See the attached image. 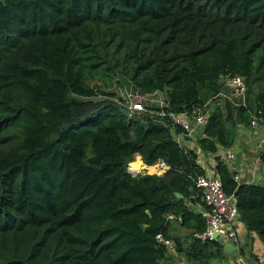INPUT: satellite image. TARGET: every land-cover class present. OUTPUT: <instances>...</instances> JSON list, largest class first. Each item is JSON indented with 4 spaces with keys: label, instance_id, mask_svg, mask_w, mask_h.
I'll use <instances>...</instances> for the list:
<instances>
[{
    "label": "trees",
    "instance_id": "obj_1",
    "mask_svg": "<svg viewBox=\"0 0 264 264\" xmlns=\"http://www.w3.org/2000/svg\"><path fill=\"white\" fill-rule=\"evenodd\" d=\"M235 76L246 107L214 100L195 144L215 154L224 192L264 244V181L236 180L217 155L232 144L229 120L264 123V88L249 101L264 83V0H0V264H161L158 234L190 263L225 257L220 241L197 237L205 219L188 202L204 207L193 181L204 168L177 142L180 127L93 103L113 94L89 83L122 77L183 114ZM135 154L170 169L133 175ZM169 216L184 234L170 233Z\"/></svg>",
    "mask_w": 264,
    "mask_h": 264
},
{
    "label": "built area",
    "instance_id": "obj_2",
    "mask_svg": "<svg viewBox=\"0 0 264 264\" xmlns=\"http://www.w3.org/2000/svg\"><path fill=\"white\" fill-rule=\"evenodd\" d=\"M224 84L226 86L225 88L228 89V94L221 92L212 97L211 101L214 102V100H217V102H219L220 99H224L225 103L228 102L234 107H246L247 85L245 79L240 76H235L224 81ZM157 94L163 99L157 107L148 109L147 106L142 105L141 103H138L137 105L131 103L127 109L129 117H132L135 112H142V114L150 116L169 117L172 120L173 125L180 127L181 129L179 133L175 134L177 142L180 145H185L186 143L196 145L195 142L197 138L202 136L204 127L208 122L211 101L208 100L205 103L199 104L188 113L176 114L165 111V109L168 108L165 92L147 94L144 97ZM124 107L126 108V106ZM248 125L254 133L260 127L264 128V123H260L259 117L255 113H252ZM135 155L138 156L139 160L141 159L138 154ZM219 158L226 163L228 168H230L232 163L235 162L236 155L232 150L223 148L219 153ZM136 160L137 158L134 159V161ZM139 163V169L133 168L131 166L132 163H129L127 170L133 175L137 174V172L160 175L170 169V165L163 159L156 160L150 165L145 164L142 160H140ZM202 167L204 168V173L198 174L193 178L195 187L200 192L204 204V207H201L199 211L205 219L206 224L203 232L197 234V237L203 241L218 240L222 244L228 241L238 246L241 241L239 227L242 222L239 218L236 198L233 194H226L224 192L220 178L215 171V165L204 164ZM234 178L238 180L237 176H234ZM216 233L218 234V237L214 238ZM156 239L160 244L166 246L169 252L174 251V243L171 239H168L161 234H158ZM232 260L229 262L230 264H248V262L246 263L245 259L240 256L234 258L233 261ZM224 264H228V261Z\"/></svg>",
    "mask_w": 264,
    "mask_h": 264
},
{
    "label": "crops",
    "instance_id": "obj_3",
    "mask_svg": "<svg viewBox=\"0 0 264 264\" xmlns=\"http://www.w3.org/2000/svg\"><path fill=\"white\" fill-rule=\"evenodd\" d=\"M228 122L229 123H227L226 125L231 134L232 144L230 147L224 149L232 150L236 155L235 162L232 163L230 170L234 173V176L238 177V180L246 181L248 183H263L264 170L260 163L259 156L260 153L264 150V128L260 127L254 133L249 125L238 122L233 123L231 120ZM190 146L197 151L198 162L200 163V165H215V154L205 153L201 151L197 147V144H190ZM222 149V147L218 149L217 155H219ZM188 206H190V209L194 211H199L201 209V205H199V203L193 205L188 202ZM169 219L171 221L172 227L170 233L182 235L186 232L185 229L181 228L180 226H176V219L174 217L169 216ZM239 235L241 239L244 238L245 249L236 250L232 254H225V257L219 260H214H217V262L224 264L226 261H229L230 259L234 260V258L240 256L243 257L245 261L248 262V264H264V244L259 236L255 233H247L243 224H241V226L239 227ZM251 254H253V256H251ZM161 264L193 263L188 262L185 259L184 254L173 251L168 253V257L165 260L161 261Z\"/></svg>",
    "mask_w": 264,
    "mask_h": 264
},
{
    "label": "rangeland",
    "instance_id": "obj_4",
    "mask_svg": "<svg viewBox=\"0 0 264 264\" xmlns=\"http://www.w3.org/2000/svg\"><path fill=\"white\" fill-rule=\"evenodd\" d=\"M91 87H94L98 92L104 91L106 93H112L113 96L110 97H105L103 95H98L96 98L92 99L93 103H118L119 106L123 107L126 106V108H122L123 111L128 115V106L133 103L134 105H137L138 103H141L142 105L147 106L148 109L152 107H157L159 103L163 100L161 96L154 95V96H146L147 94H142L135 89H133L122 77L117 79V84L115 87L107 89L105 86H103L102 83L96 82V81H91L90 83ZM264 88V83L257 84L255 87H253V90L251 91V96L249 97L250 103H253L254 101V94ZM225 94H228V89L223 88L222 89ZM143 97V98H142ZM201 98L203 102H206L208 100H212V97L210 98L209 94L206 91H203L201 93ZM209 98V99H208ZM142 102H139V101ZM212 103V101H211ZM210 103V104H211ZM219 106L222 108L223 111L225 108V102L224 99H220ZM253 105V104H252ZM93 106V105H91ZM143 114L142 112H135L132 117H142ZM225 116H228V114H225ZM230 121V120H229ZM229 123V122H227ZM231 125V124H230ZM138 158L137 155H134V159ZM132 163V162H131ZM216 164V163H215ZM161 175V174H160ZM176 226H178V221H176ZM231 259L228 261V264H230ZM193 264H222L220 262H217V260H214L212 258H205L203 260H196L192 261ZM247 263V262H246Z\"/></svg>",
    "mask_w": 264,
    "mask_h": 264
},
{
    "label": "water",
    "instance_id": "obj_5",
    "mask_svg": "<svg viewBox=\"0 0 264 264\" xmlns=\"http://www.w3.org/2000/svg\"><path fill=\"white\" fill-rule=\"evenodd\" d=\"M137 174H140V172H137ZM175 195L177 197H181V195L179 193H175ZM216 237H218V234L217 233L214 235V238H216ZM244 242H245L244 241V238L241 239V241H240V243H239L238 246H236L233 243L228 242V241L225 242L223 244V252H224V254H232L236 250H244L245 249Z\"/></svg>",
    "mask_w": 264,
    "mask_h": 264
},
{
    "label": "bare ground",
    "instance_id": "obj_6",
    "mask_svg": "<svg viewBox=\"0 0 264 264\" xmlns=\"http://www.w3.org/2000/svg\"><path fill=\"white\" fill-rule=\"evenodd\" d=\"M139 158H137L136 161L132 162V167L135 168V169H139L140 168V163H139Z\"/></svg>",
    "mask_w": 264,
    "mask_h": 264
},
{
    "label": "clouds",
    "instance_id": "obj_7",
    "mask_svg": "<svg viewBox=\"0 0 264 264\" xmlns=\"http://www.w3.org/2000/svg\"><path fill=\"white\" fill-rule=\"evenodd\" d=\"M206 102H207V101H206ZM204 103H205V102H204ZM211 105H212V103H211ZM140 160H141V159H140ZM133 161H134V160H133ZM133 161H132V162H133ZM130 163H131V162H130ZM141 173H143V172H140V174H141ZM161 175H162V174H161Z\"/></svg>",
    "mask_w": 264,
    "mask_h": 264
}]
</instances>
